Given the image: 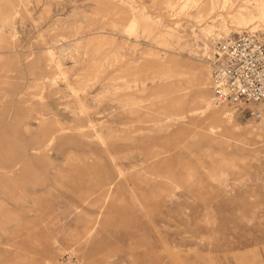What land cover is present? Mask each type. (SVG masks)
<instances>
[{
  "label": "rangeland",
  "instance_id": "rangeland-1",
  "mask_svg": "<svg viewBox=\"0 0 264 264\" xmlns=\"http://www.w3.org/2000/svg\"><path fill=\"white\" fill-rule=\"evenodd\" d=\"M243 33L264 0H0V264H264V105L211 89Z\"/></svg>",
  "mask_w": 264,
  "mask_h": 264
},
{
  "label": "built area",
  "instance_id": "built-area-1",
  "mask_svg": "<svg viewBox=\"0 0 264 264\" xmlns=\"http://www.w3.org/2000/svg\"><path fill=\"white\" fill-rule=\"evenodd\" d=\"M209 65L216 103L250 110L259 118L258 108L264 105V39L243 33L219 43Z\"/></svg>",
  "mask_w": 264,
  "mask_h": 264
},
{
  "label": "bare ground",
  "instance_id": "bare-ground-1",
  "mask_svg": "<svg viewBox=\"0 0 264 264\" xmlns=\"http://www.w3.org/2000/svg\"><path fill=\"white\" fill-rule=\"evenodd\" d=\"M262 17V16H261Z\"/></svg>",
  "mask_w": 264,
  "mask_h": 264
}]
</instances>
